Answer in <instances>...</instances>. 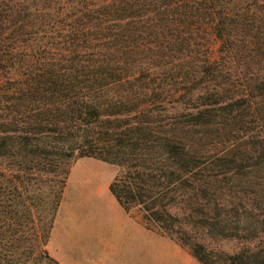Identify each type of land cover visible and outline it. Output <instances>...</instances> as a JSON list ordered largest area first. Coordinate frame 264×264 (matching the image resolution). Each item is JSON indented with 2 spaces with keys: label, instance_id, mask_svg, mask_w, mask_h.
<instances>
[{
  "label": "trees",
  "instance_id": "16d2710c",
  "mask_svg": "<svg viewBox=\"0 0 264 264\" xmlns=\"http://www.w3.org/2000/svg\"><path fill=\"white\" fill-rule=\"evenodd\" d=\"M82 157L201 264H264V0H0V264H57Z\"/></svg>",
  "mask_w": 264,
  "mask_h": 264
},
{
  "label": "crops",
  "instance_id": "0c3cea01",
  "mask_svg": "<svg viewBox=\"0 0 264 264\" xmlns=\"http://www.w3.org/2000/svg\"><path fill=\"white\" fill-rule=\"evenodd\" d=\"M88 165L101 177L94 197L106 203L107 213L81 210L89 195L70 199L67 194L76 168ZM116 175L112 164L92 157L79 158L70 168L47 243L57 264H201L185 247L147 228L119 204L109 189Z\"/></svg>",
  "mask_w": 264,
  "mask_h": 264
},
{
  "label": "rangeland",
  "instance_id": "374dc122",
  "mask_svg": "<svg viewBox=\"0 0 264 264\" xmlns=\"http://www.w3.org/2000/svg\"><path fill=\"white\" fill-rule=\"evenodd\" d=\"M112 165L116 169V174L121 172L122 170L121 167H119L116 164H112ZM96 173H97V170L92 165H88L84 167L82 166L77 167L70 181V184L68 186L67 194L69 195L70 199L72 198L75 199L83 194L89 195V199H86V202L85 201L83 202L80 209L94 212V213H99V214L107 213V211L109 210V207L106 205V203L100 202L94 197L96 187L101 182V177L97 176ZM88 176L91 178L90 180L84 179V177L89 178ZM66 179H67L66 175L62 174L58 178L57 182H55L52 185L53 192L51 193L50 197H53L54 199V202L52 204L53 208L56 207L57 205L56 203L59 201V198L64 189V184L66 182ZM40 188L42 190L45 189L41 185H40ZM133 215L138 216L136 213H134ZM50 223H51V214L48 215L46 218V231L44 232V238L45 237L47 238L49 235L48 228H49ZM47 243H48V240L46 242V245H44V249L48 252ZM239 245L240 244H238V242L230 241V240H217V241L211 242V246L217 252L222 251L224 253H232L236 251ZM27 264H50V261L46 258L45 254H40L38 257L32 258Z\"/></svg>",
  "mask_w": 264,
  "mask_h": 264
}]
</instances>
